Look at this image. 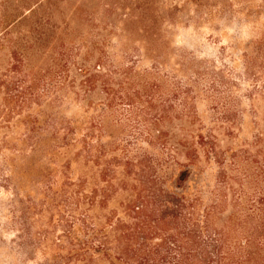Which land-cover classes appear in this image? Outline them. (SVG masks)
I'll list each match as a JSON object with an SVG mask.
<instances>
[{
  "label": "rangeland",
  "instance_id": "rangeland-1",
  "mask_svg": "<svg viewBox=\"0 0 264 264\" xmlns=\"http://www.w3.org/2000/svg\"><path fill=\"white\" fill-rule=\"evenodd\" d=\"M102 59L112 70L108 82L84 92L79 67L92 70ZM57 78L65 87L55 90ZM55 114L80 117V137L96 119L98 158L76 156L82 142L54 150ZM154 115L166 119L151 132L159 129L181 151L159 172L165 189L194 194L216 184L218 163L200 149L204 178L184 153L212 128L234 177L228 199L232 189L252 188L243 173L264 166V0H0V264H69L79 248L70 243L71 220L127 219L123 206L135 197L136 181L122 163L112 165L110 185L106 166L125 158L124 144L137 141L138 131L146 134L134 119ZM128 146L130 156L161 150L141 137ZM78 179L82 187L67 186ZM231 212L229 204L225 215ZM77 221L73 231L83 237Z\"/></svg>",
  "mask_w": 264,
  "mask_h": 264
},
{
  "label": "trees",
  "instance_id": "trees-1",
  "mask_svg": "<svg viewBox=\"0 0 264 264\" xmlns=\"http://www.w3.org/2000/svg\"><path fill=\"white\" fill-rule=\"evenodd\" d=\"M248 65L250 66L249 60ZM102 67L105 72L101 71ZM79 69L85 75L81 81L84 92L95 89L100 79L108 82L112 73L110 67L106 68L103 59L97 61L92 70L87 65H82ZM52 85L55 90L65 87L59 78ZM253 94L254 91L249 96ZM79 96L80 93L75 91V105ZM114 100L107 106H112ZM129 100V105L134 104L133 99L129 97ZM56 114L51 119V126L54 128L52 135L56 139L54 150L62 145L71 149L82 142V150L76 156L85 153L88 158H98L94 152L97 147L91 141L96 137V119L90 121L89 126H85L86 132L80 137L81 132L75 131L79 125L85 123L80 117L75 115L63 120ZM163 119H166L164 115H154L153 119L144 120L135 118V127L142 125L146 128V134L138 131L135 134L137 141L124 144L125 158L113 159L107 163L105 177L108 176L110 185H114L111 183V179H114L112 165L122 163L126 168L124 175L133 177L136 181L132 185L137 189L135 197L128 199L123 206L129 217H107L104 223H96L93 217L85 214L71 220L70 243L79 248L70 251L69 264H264V166L254 174L244 172L243 175L252 188L245 189L241 186L240 189H232L229 200L227 191L231 190L229 183L234 177L224 168V152L218 148L217 136L212 128L207 135L197 134V139L188 142L184 153L187 163L197 166L196 175L204 178H207L209 172L200 165V149H203L207 162L213 159L218 163L221 169H217L216 184L209 189H195L194 194L169 191L164 188L165 177L159 172L170 160L177 161V155L181 151L177 145L168 144L170 139L159 129L156 135L151 132L150 128ZM60 130L64 132L62 138L58 134ZM77 132L79 138L73 137L78 135ZM139 137L161 150L156 155L145 151L128 155L131 150L128 145L135 146ZM60 138L62 144L57 143ZM255 141L254 144H258L260 138L257 137ZM162 153H166V158L160 156ZM233 164L236 165V162ZM65 165H69V162ZM189 173L188 169L181 173L176 182L177 187H181L180 182ZM66 184L69 187H82L83 180ZM127 184L126 180L120 183L122 188H126ZM98 191V188L94 190V197L98 196ZM102 191L104 193L106 189ZM206 193L208 197L205 199ZM77 196L78 190L71 194L73 200L78 199ZM106 199L107 197H103L98 202L105 203ZM90 203H94V198ZM229 204L232 212L225 215ZM77 220L80 221L83 237L73 231L78 228Z\"/></svg>",
  "mask_w": 264,
  "mask_h": 264
}]
</instances>
